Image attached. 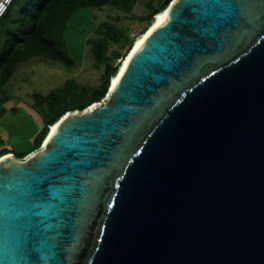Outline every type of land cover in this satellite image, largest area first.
Returning a JSON list of instances; mask_svg holds the SVG:
<instances>
[{
	"label": "water",
	"instance_id": "obj_1",
	"mask_svg": "<svg viewBox=\"0 0 264 264\" xmlns=\"http://www.w3.org/2000/svg\"><path fill=\"white\" fill-rule=\"evenodd\" d=\"M167 10L101 102L0 158V264H264V0Z\"/></svg>",
	"mask_w": 264,
	"mask_h": 264
},
{
	"label": "trees",
	"instance_id": "obj_2",
	"mask_svg": "<svg viewBox=\"0 0 264 264\" xmlns=\"http://www.w3.org/2000/svg\"><path fill=\"white\" fill-rule=\"evenodd\" d=\"M139 0H14L6 14L0 17V102L8 99L4 88L16 70L35 57H45L76 68L70 56L65 32L72 15L79 9L110 6L120 11L109 16L95 28L94 36L87 39L94 58L93 67L102 72L100 83L93 87L68 78L64 84L48 94L33 93L32 107L41 115L42 126L36 133L29 149L17 153L2 146L0 156L15 154L24 158L38 150L46 139L49 128L66 113L85 110L105 98L110 80L117 75L120 61L126 57L139 36H132V28L124 25L125 20L144 24L140 35L153 24L154 17L165 11L173 0H145L146 12L135 14ZM17 108H13L16 112Z\"/></svg>",
	"mask_w": 264,
	"mask_h": 264
},
{
	"label": "rangeland",
	"instance_id": "obj_3",
	"mask_svg": "<svg viewBox=\"0 0 264 264\" xmlns=\"http://www.w3.org/2000/svg\"><path fill=\"white\" fill-rule=\"evenodd\" d=\"M144 1H138L134 9L135 14L146 12ZM119 13L115 8L105 6L102 9H79L72 15L65 32V42L70 56L76 63L75 69L69 70L45 57H35L16 70L4 88L3 93L8 99L0 102V138L3 147L15 153L31 147L36 133L42 126L41 115L32 107L33 93L48 94L62 86L70 77L88 87L100 83L102 72L93 67L94 58L87 39L95 35V28L100 22ZM123 24L132 28V36H140L145 27L136 21L125 20ZM13 108H17V111L13 112Z\"/></svg>",
	"mask_w": 264,
	"mask_h": 264
},
{
	"label": "bare ground",
	"instance_id": "obj_4",
	"mask_svg": "<svg viewBox=\"0 0 264 264\" xmlns=\"http://www.w3.org/2000/svg\"><path fill=\"white\" fill-rule=\"evenodd\" d=\"M167 11H168V10L166 9V10L163 11L162 13L156 15L153 24L148 28V30H147L144 34L140 35V36L138 37V39L135 41L134 46H133L132 50L130 51V53H128V54L126 55V57L121 61L120 71L118 72V74H117L116 76H114V77L112 78V85H111V87H110L111 89H113V86L118 82V80H119V78H120V76H121V73H122L123 70L125 69V67H126L128 61H129L131 55L134 53V51H135L140 45H142V43L145 41L147 35H148V34H149V33L155 28V26H156L158 23H160V22H162V21L164 20V17H165V15H166ZM57 123H58V122H57ZM57 123L54 124V125H52V126L50 127V134H52L53 131L55 130V128H56V126H57Z\"/></svg>",
	"mask_w": 264,
	"mask_h": 264
},
{
	"label": "built area",
	"instance_id": "obj_5",
	"mask_svg": "<svg viewBox=\"0 0 264 264\" xmlns=\"http://www.w3.org/2000/svg\"><path fill=\"white\" fill-rule=\"evenodd\" d=\"M14 0H0V17L4 16ZM1 150V144H0ZM3 156H0V158Z\"/></svg>",
	"mask_w": 264,
	"mask_h": 264
},
{
	"label": "clouds",
	"instance_id": "obj_6",
	"mask_svg": "<svg viewBox=\"0 0 264 264\" xmlns=\"http://www.w3.org/2000/svg\"><path fill=\"white\" fill-rule=\"evenodd\" d=\"M120 63H121V61H120Z\"/></svg>",
	"mask_w": 264,
	"mask_h": 264
}]
</instances>
